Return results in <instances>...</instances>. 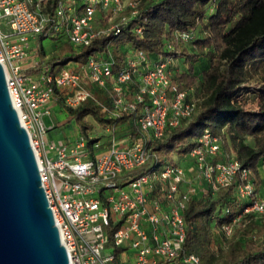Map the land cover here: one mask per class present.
Masks as SVG:
<instances>
[{"label":"built area","instance_id":"2783aa9c","mask_svg":"<svg viewBox=\"0 0 264 264\" xmlns=\"http://www.w3.org/2000/svg\"><path fill=\"white\" fill-rule=\"evenodd\" d=\"M49 1L0 0V62L71 264H201L197 252L185 249L184 216L201 184L212 193L236 184L235 196L243 204L231 223L220 226L226 238L235 234L244 215L264 216L253 171L242 168L220 136L205 130L184 157L192 162L193 180L192 170L154 151L167 126L197 111L190 91L173 79V55L130 48L117 69L110 53H97L86 64L36 71L41 63L39 49L31 45L36 37L60 36L79 50L98 35H120L139 16L140 0H59L53 12ZM133 31L143 35L140 24ZM193 40V33L176 31L166 49L175 51L176 44ZM28 61L30 68L25 67ZM86 79L90 87L101 88L105 102L95 97ZM59 99L72 108L94 100L113 121L131 118L104 125L108 138L103 142L89 144L91 137L82 135L55 143L50 138L54 126L45 119Z\"/></svg>","mask_w":264,"mask_h":264},{"label":"trees","instance_id":"16d2710c","mask_svg":"<svg viewBox=\"0 0 264 264\" xmlns=\"http://www.w3.org/2000/svg\"><path fill=\"white\" fill-rule=\"evenodd\" d=\"M58 1H49L51 12ZM139 10V16L124 26L120 35H98L79 50L67 39L55 37L56 56L45 61V50L39 49L41 63L36 71L46 66L58 72L70 63L86 64L97 53H110L117 69L124 64L126 49L130 48L173 57L179 54L181 61L190 62L185 68L180 67L173 79L191 95L198 91L200 100L192 96L197 101L196 113L181 119L175 127L167 126L164 135L154 143V151L162 157L178 154L184 158L197 145L198 137L209 130L222 138L225 148L229 136L228 146L242 168L251 169L259 177L258 167L264 163V0H140ZM137 24L142 26L143 35L133 31ZM176 31L194 34L188 52L179 53L183 44H176L175 51H167L166 43ZM194 62L202 63V67L196 70ZM248 82L260 84L258 110H246L239 100ZM66 111L83 132L88 128V116L103 125L124 124L131 118L113 121L94 100L76 108L67 106ZM94 141L91 139L89 144ZM260 183L259 179L255 181L257 192ZM235 186L204 192L188 202L184 212L188 225L185 249L197 252L201 264H213L214 257H207L213 229L231 223L242 208L243 203L235 196ZM228 207L230 212L226 213ZM223 211L226 214L222 218ZM240 225L248 226V233H259L261 243L256 245L249 239L243 253L226 264H264V216L244 215Z\"/></svg>","mask_w":264,"mask_h":264},{"label":"water","instance_id":"95a60500","mask_svg":"<svg viewBox=\"0 0 264 264\" xmlns=\"http://www.w3.org/2000/svg\"><path fill=\"white\" fill-rule=\"evenodd\" d=\"M0 264H71L0 62Z\"/></svg>","mask_w":264,"mask_h":264},{"label":"rangeland","instance_id":"374dc122","mask_svg":"<svg viewBox=\"0 0 264 264\" xmlns=\"http://www.w3.org/2000/svg\"><path fill=\"white\" fill-rule=\"evenodd\" d=\"M32 41V47L38 49H44V56L43 59L45 61H50L54 56H56L55 52L58 51L56 47V43L51 38H44L41 40L40 37L35 38V42ZM192 47L191 44L187 45H180L179 46V53L183 52L184 50L188 52ZM42 49V50H43ZM179 55V54H178ZM173 57V62L171 64V70L173 76L177 73L178 69L185 68L187 64L190 62H183L179 59V56ZM181 58V56H180ZM73 65V64H72ZM72 65H67L69 68ZM193 65L195 66L196 70H199L202 67V63L194 62ZM88 83L87 86L90 87L91 83L89 80L86 79ZM244 92L240 96L239 100L244 106L246 110H258V98H257V90L260 87L258 82H248L244 86ZM91 91L98 98L100 101L105 102L106 97L105 94L102 93L101 88L96 85H92ZM192 96L197 100H200V95L197 92H193ZM64 99L55 100L50 105L51 115L47 116L45 121L48 127H53L54 129L50 132V138L54 140L55 143H59L61 141L70 142L77 140L80 136L85 135L91 137V139L98 140L100 139L101 142L106 141L108 138V134L104 128L103 124H100L93 116L86 117V121L88 123V128L85 132L81 131L78 127L77 122L75 119L66 111V106ZM90 139V138H89ZM228 141L229 145V136H226V142ZM249 142L250 139H247ZM227 144V143H226ZM110 143L104 145L106 148ZM226 145V150L235 156L234 151L232 150L231 146ZM100 149V150H102ZM175 162L185 165V159L178 156V154L172 155ZM165 165H162L161 169H164ZM259 177H254L256 182L258 179L261 181L259 187V193L264 198V163L259 165ZM190 179H192L190 177ZM193 180V179H192ZM204 187V186H203ZM202 192H211V190H207L206 187L202 189ZM225 211L221 214V217H225ZM248 226L240 225L236 227L235 234L231 238H226L221 232L220 229L214 228V238L212 245L208 248L209 253H207V257L210 256L214 257L213 264H226L229 261H232L236 257H239L245 248V242L249 239H253L256 245L261 243V237L259 233L250 232L248 233ZM253 234V235H252ZM131 254L134 253V250L130 251ZM212 259V258H211Z\"/></svg>","mask_w":264,"mask_h":264},{"label":"crops","instance_id":"0c3cea01","mask_svg":"<svg viewBox=\"0 0 264 264\" xmlns=\"http://www.w3.org/2000/svg\"><path fill=\"white\" fill-rule=\"evenodd\" d=\"M34 42H35V40H34ZM33 42V43H34ZM31 45H32V43H31ZM73 63H70L69 65H72ZM73 66H75L74 64H73ZM25 67L26 68H30L31 67V61H28L26 64H25ZM30 72L31 73H34L35 71H32V70H30ZM181 164H182V161H181ZM183 165V164H182ZM185 168H187L188 169V171H190V170H192V162L191 161H185V165H183ZM189 176L192 178V176H194V173H193V170H192V173L190 172V174H189ZM194 180H196L195 178H194ZM198 183V182H197ZM201 184V183H200ZM202 185V186H201ZM200 185V194H199V197L200 196H202L203 195V193L204 192H202V189L203 188H205V185H203V184H201ZM204 186V187H203ZM262 194V193H261ZM264 195V194H263Z\"/></svg>","mask_w":264,"mask_h":264}]
</instances>
